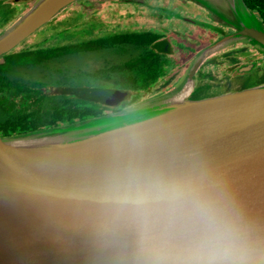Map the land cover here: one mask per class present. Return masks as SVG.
<instances>
[{
	"label": "water",
	"instance_id": "1",
	"mask_svg": "<svg viewBox=\"0 0 264 264\" xmlns=\"http://www.w3.org/2000/svg\"><path fill=\"white\" fill-rule=\"evenodd\" d=\"M76 1L36 0L0 30V56ZM186 1L211 15L214 23H198L220 36L193 55L172 85L110 113L0 135V264H91L86 197L110 142L130 131L143 133L161 153L205 157L264 212V82L189 97L197 69L216 51L244 42L264 54V22L244 0ZM83 90L74 89L78 95Z\"/></svg>",
	"mask_w": 264,
	"mask_h": 264
},
{
	"label": "clouds",
	"instance_id": "2",
	"mask_svg": "<svg viewBox=\"0 0 264 264\" xmlns=\"http://www.w3.org/2000/svg\"><path fill=\"white\" fill-rule=\"evenodd\" d=\"M91 264H264V212L196 153L111 142L86 197Z\"/></svg>",
	"mask_w": 264,
	"mask_h": 264
},
{
	"label": "trees",
	"instance_id": "3",
	"mask_svg": "<svg viewBox=\"0 0 264 264\" xmlns=\"http://www.w3.org/2000/svg\"><path fill=\"white\" fill-rule=\"evenodd\" d=\"M244 1L264 22V0ZM26 6L27 2L24 0H0V30ZM119 37L120 35L114 34L46 47L13 49L0 56V135L31 131L104 114L109 105H115L117 98H122L125 94L110 88L119 85V82L123 87L118 89L137 91L131 100L121 104L122 107L138 100V92L148 90L149 84L164 73L160 54L149 46L155 35L149 31L126 33L118 43ZM124 39H130L128 41L134 45L136 43L133 39H137L142 44L140 52L130 55L126 62H120L125 64L123 69H75V65L67 58L70 54H80L104 46L113 50L128 48L126 44H122ZM255 80L253 84L264 82V75H257ZM80 85L91 86L96 95L100 94L108 99L88 101L87 97L74 91ZM203 90L202 86L196 87L189 97L206 96L207 94L201 93ZM19 98L20 104L17 106Z\"/></svg>",
	"mask_w": 264,
	"mask_h": 264
},
{
	"label": "flooded vegetation",
	"instance_id": "4",
	"mask_svg": "<svg viewBox=\"0 0 264 264\" xmlns=\"http://www.w3.org/2000/svg\"><path fill=\"white\" fill-rule=\"evenodd\" d=\"M160 2L159 0H152V3H146V2H140V3H132L136 10L142 9L144 7L146 10H148L150 18L149 24H151V27L149 29H130L129 27L126 29L118 30V31H107L106 33H101L98 36H92L90 39L98 38V37H107V36H113L114 34L120 35V37L126 33H137L140 31H149L155 35L153 39H151L150 47L153 49V51L160 54L161 59V67L164 70L163 74H160L156 77V79L149 84V89H152L153 87H156L157 89L165 88L166 86H169V83L178 76L177 71L180 68H176V61L174 58H172L173 53V46L179 48V49H185L184 53L188 55V52L194 51L192 54L196 53L195 47L190 48L189 44H185L183 42L179 41L178 37L185 38L187 40H194V43L196 44L199 39L208 40V42L218 38L220 35L218 32L214 31L213 29L205 26H201L198 22L199 21H208L211 23H214L212 21L211 15L203 8L195 5L194 3L186 0H166L165 5H158ZM120 3H117V5ZM155 4V5H153ZM138 6V7H137ZM115 11V10H112ZM111 12V11H109ZM118 11L113 13V15H118ZM184 17V18H182ZM186 18H191L195 22H191L189 20H186ZM162 19L166 20V24L164 25L162 23ZM158 22H160V25H158ZM186 23L185 27H180L179 23ZM101 23L100 25H102ZM90 26V25H89ZM176 27V28H175ZM154 28H158V30H153ZM98 27L94 26L93 30H97ZM226 31H230V29L225 28ZM191 31L190 33H193L192 35H189L187 32ZM170 33V34H168ZM119 37L118 43H120L121 38ZM130 39H124L122 40V44H126L128 48H118V49H111L109 47H103V48H92V50H89L87 52H82L81 54L84 56V59L86 55L91 54V52L95 51L97 52V60L101 59V63L97 65V67L91 68V66L88 63L80 64V66H75L74 68H80L81 70H97V69H109V70H120L123 69L125 64H121L120 62H126L127 58L130 57V55H135L136 53L140 52L141 42H138L137 39H133L136 43L134 45L132 42L128 41ZM178 43L179 45H176V43L173 44V41ZM117 43V45H118ZM148 43V42H146ZM145 43V44H146ZM207 44V43H206ZM137 46V47H136ZM99 51H102L101 53ZM188 51V52H187ZM198 52V51H197ZM251 54L250 49H246V47H238L231 45L225 49L224 52L221 53L220 57H223L224 60L230 64L234 65L238 62V56H244V59L247 58ZM192 56V55H191ZM89 59L90 57H86ZM219 58L211 57L204 63L206 65L211 66H217L221 61ZM203 63V64H204ZM85 67V68H84ZM257 66L254 65L253 61H247L243 64H239L236 67V72L233 74H230L229 76L224 77V79H221L216 82H211L209 80L210 77H208L207 72H202V66L199 67L195 73V87L202 86L204 87L202 94H207L206 96H211L214 94L222 93L225 91L230 90H237L238 88V81L245 75L254 72L256 75H264V68H256ZM260 70V71H259ZM176 72V74H175ZM168 76V77H167ZM208 78V79H207ZM178 79V78H177ZM176 79V80H177ZM163 80V82H161ZM161 82V83H159ZM119 85H116L113 88L115 90H119L118 93H125L122 98H117L115 105H109L107 109H105V112L107 110L115 111L118 109L123 108L121 104L124 101L131 100L134 95H136L137 91L135 90H129V92L124 89H118L123 87L121 83H118ZM82 88L83 92L81 94L83 97H87L88 101H95L100 102L103 101V99H108L107 97H103L100 94L96 95L93 90H91V86H85L80 85L78 86ZM146 90L144 92H138V100H141L143 98V94L149 91ZM91 94V95H90ZM93 94V95H92ZM95 95V96H94ZM106 96V95H105ZM205 97V96H203ZM137 101V100H136ZM135 101V102H136ZM134 103V102H133ZM132 104V103H131ZM130 105V104H128Z\"/></svg>",
	"mask_w": 264,
	"mask_h": 264
},
{
	"label": "rangeland",
	"instance_id": "5",
	"mask_svg": "<svg viewBox=\"0 0 264 264\" xmlns=\"http://www.w3.org/2000/svg\"><path fill=\"white\" fill-rule=\"evenodd\" d=\"M7 1L13 2V1H19V0H7ZM24 1L27 2V6L25 7L23 11H25L29 6H31L36 0H24ZM141 1L143 3L144 2L149 3V4L152 3V0H141ZM159 2L160 3L158 5L163 6L165 5L166 0H159ZM117 3H120V4L117 5ZM132 3H136V2L132 0H79V1H76L70 4L63 11H61L53 19H51L49 23L47 22L40 29L35 31L33 34H31L26 39H24L21 43H19L14 48V50H20L23 48H32L36 46L46 47V46L56 45V44H65L69 42H74L76 40L87 39L89 37L91 38L92 36H98L101 33H106L107 31L122 30L124 29V27H126V29L129 27L132 30L133 29H137V30L138 29H149L151 27V24H149L150 21L147 20L150 18L148 10H146L144 7H142L141 11L136 10V7ZM112 10H115V11H112ZM117 11L119 13L118 15L120 16L113 15V13ZM101 23L103 24L100 25ZM162 23L165 25L166 20L162 19ZM179 24L180 25L178 26V28L186 26V23L184 22L179 23ZM158 25H160V22H158ZM94 26H97L98 29L93 30ZM153 30H158V28H154ZM158 32L160 33L159 30ZM190 32L191 31H188L187 33L189 35H192L193 33H190ZM182 37H178L179 41L185 44H189L190 48L195 47L196 52L199 51L201 48H203L205 45L213 41L212 40L208 42V40L199 39V40H196L197 43L195 44L194 40H187ZM174 43L176 42L173 41V44ZM176 45H179V44L176 43ZM232 45L238 46V47L240 46L246 47V49H250L251 54L245 59H244V56L239 55L237 59L238 62L234 65L228 64L224 60L223 57H220L221 53L224 52L225 49H227V47L231 45H228L216 51L215 53L211 54L206 59V61L210 59L211 57L221 59L220 60L221 62L217 66H211L209 64L206 65L207 62L201 65L202 72L208 73L209 75L208 77H210L209 80L211 82L219 81L221 79H224V77L235 73L236 67L239 64H243L247 61L248 62L253 61L254 65L257 66L256 67L257 69L264 68V54L261 49L253 45L244 43V42H236ZM184 51L185 49H179L173 46V53L171 54H172V58H174V60L176 61L177 66L175 67V69L176 68H180V69L177 71L178 76L175 78V80L169 83V86L172 85L176 81V79L179 78L184 73L185 68L188 66L191 58L195 54V53L192 54L194 51H191V52L187 51L188 52V55H187L184 53ZM99 52L101 53L102 51H99ZM88 56L90 57L89 59L86 58ZM86 57L84 59V56L81 53L80 54L75 53V54L68 55L67 58L69 59L71 64L75 66L77 65L80 66V64L88 63L91 66V68L97 67V65L100 64L102 61L101 59L97 60L98 56H97V52L95 51L91 52V54L89 55H86ZM255 77H257V75L254 72H251L243 76L238 81L239 83H238L237 89H241V88L252 85L256 81ZM161 82H163V80ZM169 86H166L165 88H161V89L160 88L157 89L156 87H153L152 89H149L148 92L143 94V98L141 100H137L136 102L128 106H131L133 104L135 105V103H138L142 100L150 99L154 97L155 95H157L158 93L162 92L164 89H166ZM17 101H18L17 102V106H18L20 104L19 103L20 98ZM110 112L112 111L107 110L105 113H110Z\"/></svg>",
	"mask_w": 264,
	"mask_h": 264
},
{
	"label": "bare ground",
	"instance_id": "6",
	"mask_svg": "<svg viewBox=\"0 0 264 264\" xmlns=\"http://www.w3.org/2000/svg\"><path fill=\"white\" fill-rule=\"evenodd\" d=\"M188 86V87H187ZM186 86V88L183 90V92H182V94L179 96V97H181V96H183L184 94H186V92L188 91V89H189V87L191 86V84H188ZM39 143H41V142H39Z\"/></svg>",
	"mask_w": 264,
	"mask_h": 264
}]
</instances>
